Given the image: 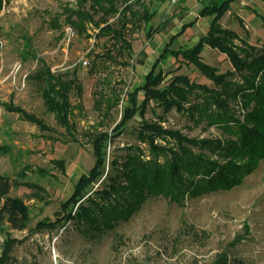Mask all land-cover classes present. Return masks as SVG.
<instances>
[{
  "label": "rangeland",
  "instance_id": "1",
  "mask_svg": "<svg viewBox=\"0 0 264 264\" xmlns=\"http://www.w3.org/2000/svg\"><path fill=\"white\" fill-rule=\"evenodd\" d=\"M77 1L2 2L0 176L10 180L8 196L26 207L28 219L20 229L0 223V263L219 264L225 258V264H264V161L240 185L188 197L183 206L165 198L148 199L130 218L121 220L97 238L84 234L85 227L79 229L72 223L53 229L38 226L40 222L55 219L78 178L93 166L92 138L98 133L112 134L120 123L123 108L128 105L127 94L143 83L154 64L157 63L155 72L165 74V84L172 76L181 74L192 83L215 88L211 80L180 56L169 55L158 61L172 36L177 35L169 48L178 49L192 47L206 34L209 25L206 27L204 20H200L202 17L179 33L183 23L194 20L200 7L183 18L177 14L178 4H166L154 12L152 0H140L135 9L144 6L154 16L148 24L137 23L127 33L129 54L116 52L110 59L95 58L96 54L104 53L105 45V39L92 36L96 29L88 30L90 37L79 35L63 23V16L59 17V29L51 26V19L62 6H74ZM263 22L264 0H234L220 19L223 27L259 49L264 47ZM160 24L165 29L149 31ZM199 56L217 74L234 73L226 56L215 49L204 46ZM37 58L56 74L76 70L74 77L79 89H72L69 94L70 131L59 125L55 115L44 107L40 84L32 78L39 67ZM84 61L87 63L83 64ZM237 76H227L226 80H238ZM142 98L140 92L138 99ZM201 100L192 95L184 106L189 108ZM2 104L34 116L45 128L37 127ZM186 112L175 108L163 112L154 101L148 102L141 113L137 112L107 142L106 168L113 156L123 160L127 154L136 155L137 149L143 151V158H149L147 145L138 139L143 121L188 138H219L217 127L206 126L205 120L195 123ZM193 114L197 118V113ZM59 161L63 162V170L58 166Z\"/></svg>",
  "mask_w": 264,
  "mask_h": 264
},
{
  "label": "trees",
  "instance_id": "2",
  "mask_svg": "<svg viewBox=\"0 0 264 264\" xmlns=\"http://www.w3.org/2000/svg\"><path fill=\"white\" fill-rule=\"evenodd\" d=\"M2 2L0 0V9ZM233 2L222 0L200 8L194 20L183 23L179 33L194 25L198 17H210L206 34L192 47L178 49L169 48L177 37L172 36L158 59L180 56L211 80L215 88L192 83L181 74L172 76L165 84V74L155 72L157 63L154 64L143 83L127 94L128 105L123 108L120 123L113 128L112 134L98 133L92 138L93 166L78 178L55 219L40 222L39 227L53 229L72 223L79 229L85 227L84 234L97 238L121 220L130 218L148 199L165 198L183 206L188 197L230 190L240 185L259 162L264 161V47L259 49L250 45L220 24ZM136 3L140 0H78L74 6H62L50 24L59 29V17L63 16V23L79 35L90 37L88 30L96 29L92 36L105 39V45L104 53L96 54L95 58L106 56L111 59L116 52L129 54L131 45L127 33L136 28L137 23L148 24L154 16V12L150 13L144 6L141 10L135 9ZM165 27L160 24L149 31L158 32ZM204 46L225 55L234 73L217 74L214 67L205 64L199 56ZM37 63L39 67L32 78L40 84L44 107L55 115L59 125L70 131L69 94L72 89H79L74 77L76 70L56 74L40 58ZM233 75H238V80H226L227 76ZM140 92L142 100L138 99ZM192 95L197 100L201 98V102L185 108L184 104ZM150 101H154L163 112L175 108L182 113L187 111L195 123L205 120L206 126L219 129V138H188L175 130L143 121L138 139L147 145L149 158H143V151L137 149L136 155L127 154L123 160L113 156L106 168L107 142ZM2 105L9 111L20 113L37 127L45 128L34 116L12 105ZM194 112L197 113L195 119ZM57 163L63 170V162ZM96 183L98 186L94 188ZM10 188V180L0 176V223L20 229L27 222V209L18 199L8 196ZM219 264H225V258Z\"/></svg>",
  "mask_w": 264,
  "mask_h": 264
},
{
  "label": "crops",
  "instance_id": "3",
  "mask_svg": "<svg viewBox=\"0 0 264 264\" xmlns=\"http://www.w3.org/2000/svg\"><path fill=\"white\" fill-rule=\"evenodd\" d=\"M153 1V11H160L163 9V7L167 4L165 1H159V0H152ZM211 4H217V0H181L177 6L180 5V9L178 10L177 14L178 16H181L185 18L187 15H190L194 12L195 7L202 8L203 6L211 5ZM199 8V9H200ZM199 18V17H198ZM197 18V22L199 21ZM209 20H205V17L200 18V20H204L203 22L206 24V27H208L209 22L211 20L210 17H208ZM196 23V22H195Z\"/></svg>",
  "mask_w": 264,
  "mask_h": 264
},
{
  "label": "built area",
  "instance_id": "4",
  "mask_svg": "<svg viewBox=\"0 0 264 264\" xmlns=\"http://www.w3.org/2000/svg\"><path fill=\"white\" fill-rule=\"evenodd\" d=\"M159 1H165V2H167V4L169 5V6H175V5H177L181 0H159ZM71 32V30H69V33ZM72 33V32H71ZM87 62L86 61H84L83 62V64H86Z\"/></svg>",
  "mask_w": 264,
  "mask_h": 264
}]
</instances>
